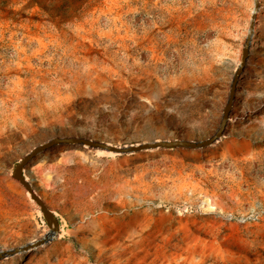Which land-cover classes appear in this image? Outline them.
I'll return each mask as SVG.
<instances>
[{"label":"rangeland","instance_id":"374dc122","mask_svg":"<svg viewBox=\"0 0 264 264\" xmlns=\"http://www.w3.org/2000/svg\"><path fill=\"white\" fill-rule=\"evenodd\" d=\"M225 135L116 155L58 145L24 175L60 234L0 264H264V0ZM253 0H0V249L42 238L11 177L53 137L113 145L217 129Z\"/></svg>","mask_w":264,"mask_h":264},{"label":"water","instance_id":"95a60500","mask_svg":"<svg viewBox=\"0 0 264 264\" xmlns=\"http://www.w3.org/2000/svg\"><path fill=\"white\" fill-rule=\"evenodd\" d=\"M260 9L259 0H253V9L250 15L247 34L244 38L240 61L234 71L229 85L228 96L226 103L222 109L221 118L216 131L207 139L200 141L187 140L182 138L172 140H153L146 141L137 144L128 145H113L105 141L92 140L86 137H53L42 144L35 146L25 156L14 165L11 177L17 181L23 189L29 193L30 199L38 206L40 213L48 227V232L39 239L33 240L25 245L13 247L10 249H0V261L11 258L17 255L25 254L29 251L37 249L50 241L57 238L60 234V222L55 213L47 206L43 199L37 194L34 186L27 180L24 175L25 167L33 160L37 155L44 153L58 145H76L88 147L94 150H101L116 155L134 154L142 151H150L156 149H175L184 148L190 150L203 149L213 145L222 139L225 135L229 120L231 118V112L233 110L234 102L237 94V87L241 76L243 75L248 63L250 55V46L252 43V37L256 25L257 13Z\"/></svg>","mask_w":264,"mask_h":264},{"label":"bare ground","instance_id":"6f19581e","mask_svg":"<svg viewBox=\"0 0 264 264\" xmlns=\"http://www.w3.org/2000/svg\"><path fill=\"white\" fill-rule=\"evenodd\" d=\"M247 34V33H246ZM254 35V34H253ZM113 154V153H112ZM27 195H29V193H27ZM30 197V196H29Z\"/></svg>","mask_w":264,"mask_h":264}]
</instances>
